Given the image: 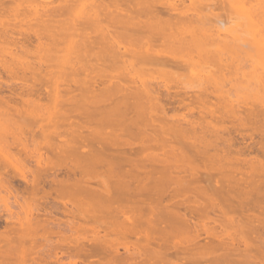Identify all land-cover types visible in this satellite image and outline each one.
Listing matches in <instances>:
<instances>
[{"label": "bare ground", "instance_id": "obj_1", "mask_svg": "<svg viewBox=\"0 0 264 264\" xmlns=\"http://www.w3.org/2000/svg\"><path fill=\"white\" fill-rule=\"evenodd\" d=\"M185 2L0 0V264H264V0Z\"/></svg>", "mask_w": 264, "mask_h": 264}, {"label": "rangeland", "instance_id": "obj_2", "mask_svg": "<svg viewBox=\"0 0 264 264\" xmlns=\"http://www.w3.org/2000/svg\"><path fill=\"white\" fill-rule=\"evenodd\" d=\"M185 1H186L185 4L187 5V4H188V0H185ZM56 7H57V4H56V3H55V4H49V5H47L46 9H48V10H53V9H56ZM216 12H217L218 15L221 17V19L224 18L223 20H224V21L226 20V19H225V18H226V14H225L224 12L219 11V10L216 11ZM214 14H215V13H214ZM224 14H225V16H224ZM231 16H232V15H231ZM233 17H234V16H233ZM231 18H232V17H231ZM231 18H230V19H231ZM230 19H229L228 21H226V23H224V24H225V25H224L225 27H227V26L229 25V23H231V22L233 21V20H230ZM245 65H246V64H245ZM245 65H244V66H245ZM246 67H247V66H246ZM245 69H246V68H245ZM247 70H248V67H247ZM247 70H245V71H247ZM0 77H1L0 80H2V81H11V82L19 83V81H16L15 78H13V77H11V78H7V77H6L5 75H3V74H0ZM183 86H184V85H180V86H178V87H183ZM227 88H228V87H227ZM179 90H180L181 92H183V91L186 92V91H190L191 89H189V88L186 87V89L179 88ZM195 90H196V89H195ZM232 91H234V89H233ZM196 92H197V91H196ZM234 92H235V91H234ZM241 92H242V96H243V97H242L243 99L241 98V100H244V98L247 100L246 96H244L243 91H241ZM247 92H248V91H247ZM247 92H246V94H247ZM4 93H6V92H4ZM230 93H231V94H230L231 96L234 95V93H233V94H232V92H230ZM236 94H238V93H236ZM248 94H249V92H248ZM234 96H235V95H234ZM234 96H233V97H234ZM237 96H238V95H236L235 98H236ZM239 96H241V95L239 94ZM249 96H251V95H249ZM249 96H248V97H249ZM251 97H252V96H251ZM231 98H232V97H231ZM231 98H230V99H231ZM235 98H234V99H235ZM249 98H250V97H249ZM249 98H248V99H249ZM237 99H238V97L236 98V100H237ZM252 99H253V98H252ZM232 100H233V99H232ZM232 100H231V101H232ZM253 100H254V99H253ZM234 101H235V100H234ZM234 101H233V102H234ZM238 101H239V104H240V102H241V106H242V108H243V105H244V104H243V101H240V99H239ZM247 101H248V100H247ZM249 101H250V99H249ZM233 102H232V104L237 103V102H235V103H233ZM251 102H252V101H251ZM253 102H254V101H253ZM244 103H245V102H244ZM239 104H238V106H239ZM242 104H243V105H242ZM249 104H250V102H249ZM235 105H236V104H235ZM247 105H248V103L246 104V107H247ZM251 105H252V104H251ZM236 106H237V105H236ZM248 106H249V105H248ZM240 108H241V107H240ZM248 108H250V106H249ZM245 132H247V131H245ZM248 132H249V131H248ZM247 134H248V133H247ZM0 137H3V135L0 136ZM6 138H7V137H6V135H5V138L3 137V139H1V140H3V142H4V140H5ZM1 142H2V141H1ZM37 142L39 143V148H43V147H44L45 140H44L41 136L37 137ZM0 144H2V143H0ZM3 144H4V143H3ZM31 145H32V144H30V146H31ZM1 146H2V145H1ZM30 146H29V148H30L29 151H30V152L32 151V152H33L32 155L35 156V155L37 154V152H35V151H38V149H36V147L34 148V146H33V147H30ZM8 151H9V152H8ZM7 152L10 153L9 158H11V159H13V160H14V159H18V158H19L18 160H20V159L22 160V159H25V158H23L24 156L27 157L26 155L23 154V152H21V153L19 152V153H18L15 149L7 150ZM42 152H43V151H42ZM252 156H253V155H252ZM257 157H258V156H257ZM258 158H260V157H258ZM26 159H27V158H26ZM26 159H25V160H26ZM28 167H30L31 169H33V167H34L33 163L31 162L30 165H29ZM0 174H1V173H0ZM2 177H3V176L0 175V179H1ZM3 178H4V177H3ZM3 178H2V179H3ZM2 181H3V180H1L0 183H1ZM0 186H1V185H0ZM1 188H2V187H0V191H1V190H3V191L0 192V215L2 214L1 216H4V217L7 216V215H5V214L8 213V211H7V213H6V209H7V210L11 209L12 211H11V210H10V211L13 212V213H14V212H15V213H16V212L18 213V211L21 212V214H20V213H18V214H20L21 218H23V217H24L23 212L27 209L26 207H28V204H27L28 199H27V197H26V196H23L24 198L19 200L18 203L21 204V205H20V206H21V209L24 207V208L22 209L23 211H22L21 209L19 210V209H18V206H19V205L14 203V199H13V197L11 198L12 195L10 196L9 194H7V193L4 191V189H1ZM7 207H9V208H7ZM17 213H16V214H17ZM16 214H15L14 216H13V214H12L13 218H15V216H18V217L20 218V216H19L18 214H17V215H16ZM13 221H14V219H13ZM51 238H52V237H51ZM36 250H37V249H36ZM43 251H44V250H43ZM45 251H46V249H45ZM121 251H122V250H120V252H121ZM64 261L67 262L68 260H64Z\"/></svg>", "mask_w": 264, "mask_h": 264}]
</instances>
